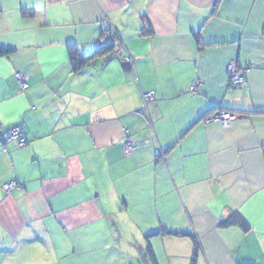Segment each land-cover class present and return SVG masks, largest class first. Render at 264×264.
Wrapping results in <instances>:
<instances>
[{
  "label": "crops",
  "instance_id": "obj_1",
  "mask_svg": "<svg viewBox=\"0 0 264 264\" xmlns=\"http://www.w3.org/2000/svg\"><path fill=\"white\" fill-rule=\"evenodd\" d=\"M0 47V264H264V0H0Z\"/></svg>",
  "mask_w": 264,
  "mask_h": 264
},
{
  "label": "built area",
  "instance_id": "obj_2",
  "mask_svg": "<svg viewBox=\"0 0 264 264\" xmlns=\"http://www.w3.org/2000/svg\"><path fill=\"white\" fill-rule=\"evenodd\" d=\"M112 37L113 35L110 38ZM99 42L100 44H102L103 42H105V40L100 39ZM127 58L128 57H126V59ZM227 74H228L230 83L232 84L238 85L244 81V77L242 73L238 70L237 66L234 63H230L227 66ZM14 76L19 84L20 90H24L28 88L29 86L28 81H27L28 76L25 73L15 72ZM142 100H143V113L150 121L148 113H147V108H146L147 103L146 102L154 100L153 92L149 91V92L143 93ZM235 118H236V113H234L233 111L217 108V109H214L212 112H210V114L206 118V121H214L224 126H228L229 123L233 121ZM0 139L4 143L11 141V140H15L19 147L24 146L27 142L26 137L23 134V131L20 125H14L7 131H0ZM132 147L133 146L130 141H127L125 143V149L127 151H130ZM16 185L17 184L15 181H8L3 184V188L5 190H9L15 187Z\"/></svg>",
  "mask_w": 264,
  "mask_h": 264
},
{
  "label": "trees",
  "instance_id": "obj_3",
  "mask_svg": "<svg viewBox=\"0 0 264 264\" xmlns=\"http://www.w3.org/2000/svg\"><path fill=\"white\" fill-rule=\"evenodd\" d=\"M22 13L24 15H28L29 16V15L33 14V11H32V9L23 10ZM142 29L144 31L147 30L148 29V24L144 22ZM193 35H194L195 41H196V43L198 45V49L201 50L206 44L201 42L198 31H195L193 33ZM114 46H115L114 42H107V43H104V44H100L92 52H90L88 54H84V53L80 52L79 49L77 47H75L74 45H69L68 46V48H69L68 49L69 50V62H70V66H71L72 71H74V72L78 71L80 68H82L83 66H85L91 60H93L94 58H96L98 56L110 54L112 52V50H114ZM8 50H9L8 48L0 47V54L6 53V52H8ZM229 83H230V80H229ZM219 224L222 227H228V226H232V225H237L240 228H242L243 230H247L246 222L243 220V218L236 211H232ZM160 233L161 234H170V235H188L191 238H193L192 235H189L188 233H179V232H174V231L168 230V229H162L160 231ZM153 234H155V233L148 234V235H146V237H149V236H151ZM197 249H198L197 248V244L194 241V250H193V254H192V262H191V264H196V262H197V255H198ZM146 250H147V254L155 262L154 256H153V254L151 252V249H150L149 245L147 246ZM241 264H249V263H241Z\"/></svg>",
  "mask_w": 264,
  "mask_h": 264
}]
</instances>
